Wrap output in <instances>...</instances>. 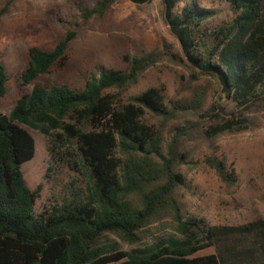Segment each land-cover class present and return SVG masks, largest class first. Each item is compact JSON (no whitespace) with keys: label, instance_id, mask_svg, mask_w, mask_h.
Wrapping results in <instances>:
<instances>
[{"label":"trees","instance_id":"trees-1","mask_svg":"<svg viewBox=\"0 0 264 264\" xmlns=\"http://www.w3.org/2000/svg\"><path fill=\"white\" fill-rule=\"evenodd\" d=\"M119 1L98 0L91 9L77 10L86 22L104 17ZM222 1L235 16L212 30L206 47L200 29L212 13L187 4L175 15V0H162L164 22L188 63L216 79L235 103L230 118L214 104L199 113L213 121L204 130L208 139L246 130L245 110L264 105V0ZM74 37L67 32L52 51L31 48L22 85L62 65ZM158 54L132 57L127 70L100 68L81 90L34 86L8 115L0 114V264H264V220L210 226L187 210L183 191L190 186L180 168L189 161L178 140L188 129L164 146L162 128L148 119L171 114L161 91L149 88L123 99ZM7 80L0 63V97ZM24 127L46 138L51 157L72 163L84 181L71 198L39 216L38 189L26 187L21 171L35 151ZM203 162L227 188L234 186L236 177L222 160L207 156ZM206 248L214 253L195 256Z\"/></svg>","mask_w":264,"mask_h":264},{"label":"rangeland","instance_id":"rangeland-1","mask_svg":"<svg viewBox=\"0 0 264 264\" xmlns=\"http://www.w3.org/2000/svg\"><path fill=\"white\" fill-rule=\"evenodd\" d=\"M97 1L0 0V63L8 78L6 92L0 97V114L8 115L17 100L34 86L65 84L81 90L100 68L127 70L132 57L156 51L157 62L122 96L128 101L149 88L161 91L171 114L165 120L152 115L148 119L162 128L164 146L175 132L188 129L178 140L179 152L189 161L180 168L190 186L183 191L187 210L210 226L264 220V105L245 110L246 130L206 138L204 130L213 121L200 118L199 113L214 104L223 118H230L236 113L235 103L225 96L216 79L188 63L164 22L162 0L142 5L120 0L104 17L83 22L77 6L91 9ZM187 4L212 13L200 29L207 34L200 38V44L206 47L212 30L229 25L235 16L222 0H183L176 12ZM69 31L75 32V37L68 44L65 62L23 86L21 74L28 66V51H52ZM25 129L34 140L35 151L33 158L21 165V171L26 187L38 189L34 211L39 216L71 198L75 189L84 187V181L72 163L62 162L61 155L51 157L46 138ZM207 156L222 160L227 172L234 173L233 187L227 188L204 164ZM158 228L161 226L153 230ZM122 246L130 249L136 245ZM213 250L206 248L195 256L213 254Z\"/></svg>","mask_w":264,"mask_h":264}]
</instances>
